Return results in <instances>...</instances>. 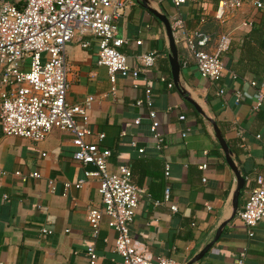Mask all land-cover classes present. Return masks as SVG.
I'll use <instances>...</instances> for the list:
<instances>
[{
    "label": "crops",
    "instance_id": "obj_1",
    "mask_svg": "<svg viewBox=\"0 0 264 264\" xmlns=\"http://www.w3.org/2000/svg\"><path fill=\"white\" fill-rule=\"evenodd\" d=\"M218 2L188 1L176 7L171 0H150V5L164 13L171 25L181 18L190 32L211 34L208 51L215 50L220 35L230 39L228 49L221 53L223 77L211 82L199 75L180 31L173 32L181 84L205 115L216 121L228 146L237 150L233 160L245 178L238 213L256 177L264 176V102L257 110L252 108L257 90L249 84L250 80L264 79V46L260 44L264 39L257 32L249 36L252 26L260 23L264 7L257 9L254 0H244L233 15L226 14L219 20L215 18ZM117 26L119 36L127 40L119 49L127 55L129 66L141 69L138 78L117 74L112 83L107 68L97 62L99 38L77 34L66 46L71 68L66 100L84 106L89 96L93 98L86 108L92 132L88 140L96 142L97 134H104L101 145L112 152L111 171L121 164L129 166L133 182L145 190L131 236L152 254L187 264L228 220L219 239L193 264H235L243 249L246 264H264V219L250 237L238 214L231 217L235 175L210 121L174 85L164 25L132 0ZM244 38L249 40L246 45H242ZM150 52L154 64L144 68L139 56ZM184 60L187 66H183ZM146 88L153 94L162 137L160 150L152 137L148 109L136 105L137 100L144 99ZM220 89H224L222 94ZM236 91L242 96L238 103ZM181 115L185 116L183 120ZM136 118H140L139 124H135ZM71 140L69 132L58 129L43 141L33 142L4 135L0 128V264H89L85 253L90 243L98 256L95 264L122 263V257L113 250L116 232L108 228L107 217L97 237L91 235L87 210L101 206L99 183L85 176L94 166L73 158ZM138 148L144 152L139 153ZM202 164L206 168H201ZM33 172L39 177H32ZM80 181L84 182L82 187L76 188ZM168 186L170 198L164 202ZM154 201L162 204L155 206ZM172 204L177 211L170 210Z\"/></svg>",
    "mask_w": 264,
    "mask_h": 264
},
{
    "label": "built area",
    "instance_id": "obj_2",
    "mask_svg": "<svg viewBox=\"0 0 264 264\" xmlns=\"http://www.w3.org/2000/svg\"><path fill=\"white\" fill-rule=\"evenodd\" d=\"M188 1L197 0H171L176 7ZM243 2L219 0L215 18L222 19L241 8ZM131 3L132 0H1L0 128L4 135L33 142L43 141L53 129L69 132L75 148L73 158L83 165L94 166L95 169L86 171L85 176L94 177L99 183L101 206H91L87 210L92 237H97L101 222L107 217L108 228L116 232L113 250L122 257L121 264H182L169 257L152 254L140 240L131 236L130 228L145 190L133 182L129 166L121 164L111 171L109 159L112 152L101 145L104 134H97L96 142L88 140L92 132L86 108L93 98L89 96L84 106L69 104L66 100L71 72L66 46L77 34L99 38L97 62L107 68L112 83L116 81L117 74L133 80L138 78L141 69L129 66L127 55L119 49L127 40L119 36L117 21L125 15ZM254 6L263 8L264 0H254ZM171 26L173 32L180 31L181 41L193 57L199 75L211 82L220 81L225 71L221 53L228 49L229 37L220 35L215 50L208 51L206 46L212 39L211 34L198 30L190 32L181 18ZM136 43L140 44V41ZM139 60L144 68L150 67L154 64V54H141ZM183 66H187L186 60ZM249 84L257 90L252 106L257 110L264 102V79H253ZM134 85L138 86L137 83ZM168 86L172 87V83ZM223 92L224 89L219 90L220 94ZM235 95L238 103L242 96L239 91ZM152 96V90L146 88L144 99L137 100L136 105L148 109L152 137L160 150L162 137ZM179 118L183 120L185 116ZM139 122L140 118H136L135 124ZM138 152L143 153V148H138ZM200 167L206 168V164ZM165 170L168 176L169 165ZM31 176L39 177V173L33 172ZM83 183L80 181L75 187L80 188ZM169 198L168 186L164 202ZM153 204L158 206L162 201H154ZM169 208L172 212L178 209L175 204ZM237 214L252 237L254 227L264 219V176L256 177L255 186L248 192L245 204ZM42 232L49 233L47 229H42ZM85 254L89 264L96 263L98 256L93 243L87 246ZM245 259L246 249H243L234 263L246 264Z\"/></svg>",
    "mask_w": 264,
    "mask_h": 264
},
{
    "label": "water",
    "instance_id": "obj_3",
    "mask_svg": "<svg viewBox=\"0 0 264 264\" xmlns=\"http://www.w3.org/2000/svg\"><path fill=\"white\" fill-rule=\"evenodd\" d=\"M5 1H8V0H5ZM136 2L139 3L140 5H142L143 7H145L146 9H148L151 13H153L160 20V22H162V24L165 27L166 36H167V39L169 42V50H170L169 61H170V65H171V72H172V77H173V82H174L175 87L180 92V94L184 97V99L186 101H188L190 104H192L198 113L205 116L213 126L215 136H216V138H217V140H218V142H219V144H220V146L224 152L225 159H226L229 167L233 171L235 178H236V187H235L233 197H232V214H231V217H234L237 213L238 208H239V196H240L242 189L244 188L245 178L241 174V171L238 168L237 164L234 162L233 152L230 150V148H229L224 136L222 135V132L220 131L216 121H214L211 118H208L205 115V113L201 109V107L196 103V101L191 97L190 93L184 88V86L180 82L181 65H180V61H179L178 49H177V45L175 42L173 29H172L171 22H170L169 18L164 13H161V12L157 11L156 9H154L153 7H151L150 0H136ZM227 223H228V220L223 222L218 227L213 240L210 241L208 244H206V246H204V248L198 254H196L187 264H193V263L199 261L209 251V249L212 247V245L219 239V237H220L221 233L223 232V229Z\"/></svg>",
    "mask_w": 264,
    "mask_h": 264
},
{
    "label": "trees",
    "instance_id": "obj_4",
    "mask_svg": "<svg viewBox=\"0 0 264 264\" xmlns=\"http://www.w3.org/2000/svg\"><path fill=\"white\" fill-rule=\"evenodd\" d=\"M255 32H257V33H259V36H262L263 37V39H264V14L262 15V17H261V21H260V23H258V25H254V26H252V31L249 33V36H251L253 33H255ZM249 36L247 35V37H248V39H249ZM246 37V36H245ZM245 41H249V40H246L245 38H244V41H243V44L242 45H246V44H244V42ZM262 42L263 43H260L261 45H263L264 46V40H262ZM229 145V144H228ZM230 147V149L232 150V152H234V153H237V150L236 149H234L233 147H231V146H229Z\"/></svg>",
    "mask_w": 264,
    "mask_h": 264
},
{
    "label": "rangeland",
    "instance_id": "obj_5",
    "mask_svg": "<svg viewBox=\"0 0 264 264\" xmlns=\"http://www.w3.org/2000/svg\"><path fill=\"white\" fill-rule=\"evenodd\" d=\"M12 1H14V0H12ZM233 13H234V12L232 11V12L229 13V15H233ZM235 13H236V11H235Z\"/></svg>",
    "mask_w": 264,
    "mask_h": 264
}]
</instances>
